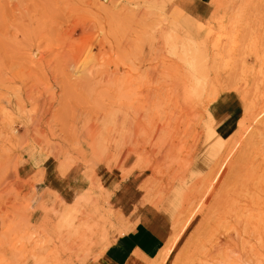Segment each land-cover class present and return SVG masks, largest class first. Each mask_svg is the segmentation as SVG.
<instances>
[{
  "label": "rangeland",
  "instance_id": "1",
  "mask_svg": "<svg viewBox=\"0 0 264 264\" xmlns=\"http://www.w3.org/2000/svg\"><path fill=\"white\" fill-rule=\"evenodd\" d=\"M185 2L0 0V264L97 262L136 175L174 231L148 264H264V0ZM48 162L73 200L36 189Z\"/></svg>",
  "mask_w": 264,
  "mask_h": 264
},
{
  "label": "crops",
  "instance_id": "2",
  "mask_svg": "<svg viewBox=\"0 0 264 264\" xmlns=\"http://www.w3.org/2000/svg\"><path fill=\"white\" fill-rule=\"evenodd\" d=\"M184 1L186 2L180 5L183 11L189 12L196 18L205 17L207 0ZM228 112L229 119L236 115L233 108ZM220 114L219 112L214 117L213 124L215 126L219 123L217 130L220 134H224L225 129L221 126L226 121L225 114ZM35 170L36 167L31 160L21 158L17 175L23 179L30 178L35 174ZM42 171V178L36 189L55 194L64 201L75 198L77 193L75 177L62 176L58 166L52 162L46 163ZM139 186L136 175L125 181H119L111 191L110 205L121 217L124 232L107 246L99 260L93 264H148L157 258L171 239L174 233L171 223L160 211L142 201L143 194Z\"/></svg>",
  "mask_w": 264,
  "mask_h": 264
},
{
  "label": "bare ground",
  "instance_id": "3",
  "mask_svg": "<svg viewBox=\"0 0 264 264\" xmlns=\"http://www.w3.org/2000/svg\"><path fill=\"white\" fill-rule=\"evenodd\" d=\"M14 3V2H13ZM18 4V3H17ZM10 8H12V7H10ZM21 13V12H20ZM67 17V16H66ZM68 19V18H67ZM63 21H65V18H64V20ZM63 28V27H62ZM59 29V28H58ZM63 31V30H62ZM64 32V31H63ZM132 40V39H131ZM110 41L111 40H104V43H106L107 42V44H109L110 43ZM130 43H131V41H129V45H128V47H130ZM133 44V43H132ZM30 45H33L32 43H30ZM113 45V44H112ZM114 45H115V48L116 47H118V48H120L119 47V45L118 44H116V43H114ZM101 46H103V42L101 43ZM106 46V45H105ZM104 46V47H105ZM111 45H109V47H110ZM31 47V49H32V46H30ZM29 47V48H30ZM122 47V46H121ZM112 48V47H111ZM117 48V49H118ZM127 48V47H126ZM131 48V47H130ZM37 49H39L38 48V46H36V49H35V51H33L32 53H30V52H28L29 54H30V58L31 59H33L34 58V56H38V58L36 59V60H39V58H41L40 57V54H39V52H38V50ZM121 49V48H120ZM33 50V49H32ZM112 50V49H111ZM122 50V49H121ZM40 51V50H39ZM85 51V49H80L79 51H77L76 53H75V55H74V60H79L80 59V57H81V55H82V53ZM117 51H119V50H117ZM14 53H15V51H14ZM28 53H27V55H28ZM85 53V52H84ZM11 54H13V53H11ZM105 54V53H104ZM43 55V54H42ZM111 56H112V54H110ZM44 56V55H43ZM83 56V55H82ZM28 57V56H27ZM103 57V56H102ZM36 60L35 61H33V60H31V61H33V62H36ZM43 62V61H42ZM39 63H40V61H39ZM41 66V65H40ZM37 67V66H36ZM38 68V67H37ZM88 77H89V79L91 80V79H93V77H94V75L92 76V74L89 72L88 73ZM26 99H27V101H29L30 103H31V106H32V102L34 101L33 100V97H31V96H26ZM26 101V102H27ZM33 103H36V102H33ZM37 104V103H36ZM33 106H35V105H33ZM21 108V107H20ZM41 117V116H40ZM42 120V119H41ZM44 121V120H43ZM43 121H42V123H43ZM41 122V121H40ZM44 123H46V122H44ZM43 123V124H44ZM47 124V123H46ZM42 125V124H41ZM41 125H39V126H41ZM45 125V124H44ZM46 126V125H45ZM23 127H25L24 125H23ZM42 127V126H41ZM26 128V127H25ZM42 129V128H41ZM43 131V130H42ZM25 132V131H24ZM238 160V159H237ZM235 162V161H234ZM237 165V164H236ZM235 167V166H234ZM237 167V166H236ZM234 169V168H233ZM237 170V169H236ZM244 175V174H243ZM3 176V175H2ZM236 176V175H235ZM4 181V180H3ZM234 182V181H233ZM236 187V186H235ZM241 195V194H240ZM236 197V196H235ZM238 198V197H237ZM237 204V203H236ZM245 206V205H244ZM240 209V208H239ZM232 210H233V208H232ZM240 211V210H239ZM235 219H236V217H235ZM237 236V235H236ZM247 243V242H246ZM246 245V244H245ZM244 245V246H245Z\"/></svg>",
  "mask_w": 264,
  "mask_h": 264
}]
</instances>
